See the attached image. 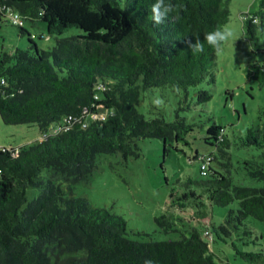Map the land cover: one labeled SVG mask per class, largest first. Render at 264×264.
<instances>
[{
	"label": "trees",
	"instance_id": "1",
	"mask_svg": "<svg viewBox=\"0 0 264 264\" xmlns=\"http://www.w3.org/2000/svg\"><path fill=\"white\" fill-rule=\"evenodd\" d=\"M229 1L171 0L174 11L156 24L151 19L155 0H0V24L9 21L20 34L28 35L25 20L43 22L48 35L81 31L56 38L49 50L29 37L28 46L0 52L2 122L35 124L41 133L31 144L0 147V264H217L205 239L211 231L219 239L241 230L251 236L248 218L264 226V186L233 183L230 154L231 144L259 151L239 164L247 176L264 182V105L232 141L223 125L205 128L201 140L213 151H194L191 159L199 161L200 176L188 179L175 199L200 208L201 226H185L177 239L133 240L122 216L93 207L84 197L65 196L51 178L68 184L86 180L98 155L137 157V141L144 138L160 140L164 155L167 145L178 150V143L189 144V135L201 125L187 102L188 89L214 82L217 49L205 35L223 30ZM9 12L21 23H12ZM242 27L251 52L261 55L245 66V77L264 90V0L243 16ZM197 38L204 51L193 54L186 41ZM149 89L181 92L171 121L137 111L140 93ZM210 97L205 88L195 91L197 105ZM182 110L194 112L180 115ZM28 186L40 190L30 201ZM232 203L235 208L218 225L200 222L207 206ZM154 222L164 232L175 225L166 213Z\"/></svg>",
	"mask_w": 264,
	"mask_h": 264
},
{
	"label": "rangeland",
	"instance_id": "2",
	"mask_svg": "<svg viewBox=\"0 0 264 264\" xmlns=\"http://www.w3.org/2000/svg\"><path fill=\"white\" fill-rule=\"evenodd\" d=\"M259 3L260 0L229 1L230 17L223 30L233 35L215 53L214 82L210 86L188 89L187 102L195 110V124L201 125L189 135V144L178 143V150L167 145L168 151L164 155L160 140L144 138L137 141V157L124 159L120 153L100 154L95 160L96 168L86 180L68 184L61 178L51 177L61 186L65 196L84 197L93 207L106 208L110 213L122 216L129 231L128 237L139 242L177 239L185 226H201L197 221L200 208L195 207L193 202L175 201L176 195L185 190L183 184L188 179L200 176L199 161L191 159L194 151L197 150L199 154L213 151L201 140L205 128L212 123L223 125L232 141V134L236 136L243 132L264 105V90L255 81L248 80L244 73L246 65L261 59V55L251 52L250 42L242 27L243 16L256 11ZM23 28L28 35L20 34L9 21L0 24V52L28 46L29 37L39 49L49 50L56 38L81 32L77 28H68L60 35H48L44 23L39 20H25ZM200 88L207 89L211 95L202 106L197 105L195 98V91ZM181 98L178 91L149 89L140 93L136 109L146 118L162 116L166 121H171ZM194 110H182L179 114L189 116ZM55 126L52 124L49 130ZM38 139H41V133L35 124H5L0 117V147L16 148ZM258 152L253 148L231 144L233 183L249 187L264 186L263 181L247 176L239 164L243 159L256 157ZM45 171L50 174V171ZM45 171L42 175L47 177ZM39 192L36 187L28 186L25 189L26 200H32ZM182 203L186 206L180 210L178 204ZM206 208V218L200 222L218 225L227 212L235 208V203ZM160 213L172 215L175 225L171 231H162L154 222V217ZM247 221L253 228L251 236L243 234L241 230L239 235L233 234L232 238L219 239L212 231L205 237L217 264H264V226L252 218ZM241 253L251 256L242 257Z\"/></svg>",
	"mask_w": 264,
	"mask_h": 264
},
{
	"label": "clouds",
	"instance_id": "3",
	"mask_svg": "<svg viewBox=\"0 0 264 264\" xmlns=\"http://www.w3.org/2000/svg\"><path fill=\"white\" fill-rule=\"evenodd\" d=\"M174 11V6L171 0H155V3L152 5L151 19L156 24L163 23L164 19L168 16L169 13ZM258 23V18L257 21ZM230 31H224L219 28L214 29L212 32H209L205 35V40L213 48L219 50L222 42L229 40L232 37ZM187 47L193 54L202 53L204 51L203 43L197 38L195 41H186Z\"/></svg>",
	"mask_w": 264,
	"mask_h": 264
},
{
	"label": "built area",
	"instance_id": "4",
	"mask_svg": "<svg viewBox=\"0 0 264 264\" xmlns=\"http://www.w3.org/2000/svg\"><path fill=\"white\" fill-rule=\"evenodd\" d=\"M8 17L11 20V22L14 24H20L21 23L19 15L15 12H9ZM3 84H4V80L0 79V85H3ZM92 116L94 118H96L98 115L93 114ZM99 116L101 117V114ZM201 168H204V164L201 166Z\"/></svg>",
	"mask_w": 264,
	"mask_h": 264
}]
</instances>
